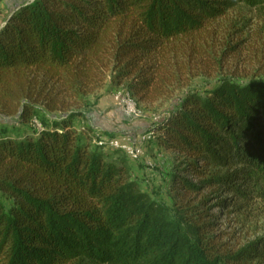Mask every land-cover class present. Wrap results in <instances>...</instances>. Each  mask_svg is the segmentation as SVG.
I'll use <instances>...</instances> for the list:
<instances>
[{"label":"trees","instance_id":"1","mask_svg":"<svg viewBox=\"0 0 264 264\" xmlns=\"http://www.w3.org/2000/svg\"><path fill=\"white\" fill-rule=\"evenodd\" d=\"M239 4L264 0H31L10 10L0 27V264L264 263V238L227 251L205 214L164 206L133 179L132 160L73 125L106 73L154 101L172 52ZM149 133L203 178L192 186L173 172L172 188L246 199L253 179L264 182V75L184 94Z\"/></svg>","mask_w":264,"mask_h":264},{"label":"rangeland","instance_id":"2","mask_svg":"<svg viewBox=\"0 0 264 264\" xmlns=\"http://www.w3.org/2000/svg\"><path fill=\"white\" fill-rule=\"evenodd\" d=\"M27 1L31 0H0V27L13 7ZM170 57L174 60L171 73L154 101L140 102L131 94L137 116L126 115L115 103L113 95L127 90L125 85L114 86L106 73L95 91L81 101L84 120H74L73 125L88 128L92 138L140 148L139 159L129 162L131 175L140 187L166 207L177 211L192 208L205 214L212 226L210 234L227 251L236 252L264 238V182L253 179L243 200L225 189L217 194L201 187L191 194L178 192L171 187V178L166 177L169 174L176 172L192 186H198L203 178L187 173L183 156L156 145L153 136L147 139V134L184 94L202 93L224 78L243 83L264 75V5L235 6L192 41L179 45ZM32 125L37 128L36 123ZM102 152L116 153L108 148Z\"/></svg>","mask_w":264,"mask_h":264},{"label":"built area","instance_id":"3","mask_svg":"<svg viewBox=\"0 0 264 264\" xmlns=\"http://www.w3.org/2000/svg\"><path fill=\"white\" fill-rule=\"evenodd\" d=\"M115 103L123 110L128 116H137L135 103L133 97L129 91L116 92L113 95ZM152 134H147V139H150ZM105 145L108 149L113 151L123 152L130 160L135 161L139 159L141 155V149L137 147H129L127 145H121L116 140H105Z\"/></svg>","mask_w":264,"mask_h":264}]
</instances>
